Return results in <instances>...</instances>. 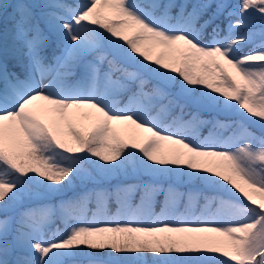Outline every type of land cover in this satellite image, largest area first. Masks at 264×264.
Here are the masks:
<instances>
[{
    "label": "snow or ice",
    "instance_id": "1",
    "mask_svg": "<svg viewBox=\"0 0 264 264\" xmlns=\"http://www.w3.org/2000/svg\"><path fill=\"white\" fill-rule=\"evenodd\" d=\"M0 18V264H264V0Z\"/></svg>",
    "mask_w": 264,
    "mask_h": 264
},
{
    "label": "trees",
    "instance_id": "2",
    "mask_svg": "<svg viewBox=\"0 0 264 264\" xmlns=\"http://www.w3.org/2000/svg\"><path fill=\"white\" fill-rule=\"evenodd\" d=\"M12 2H13V0H0V4H10ZM231 3H233V4L238 3V0H231ZM10 10L11 9H9V11ZM223 23H226V21L223 22ZM257 25H258V22H257ZM222 26H223V24H222ZM2 27H3V20H2V18H0V29H2ZM208 118H210V117H208ZM218 119H220L222 121H231V120L238 119V117H236L235 115H226V114L221 113V114H219ZM253 130L256 131L257 133L259 132L258 128L253 127ZM216 133H217V135L222 136L225 139H227V137L229 135H231V133L229 131L224 130V129H219V128L216 130ZM201 135L202 136H207L208 135V128L207 127L202 130ZM158 199L162 200L163 198L160 197ZM53 202H55V201H53ZM108 207H109V212L110 213H115L116 212V205H115L114 202L110 203ZM155 210L157 212H159L160 211L159 206H157V208ZM57 223H59V222H57ZM53 227H55V225ZM60 227H63V225H60Z\"/></svg>",
    "mask_w": 264,
    "mask_h": 264
}]
</instances>
